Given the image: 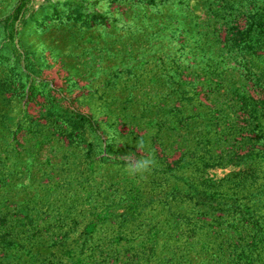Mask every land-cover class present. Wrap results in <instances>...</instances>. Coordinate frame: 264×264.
I'll return each instance as SVG.
<instances>
[{
	"label": "rangeland",
	"instance_id": "374dc122",
	"mask_svg": "<svg viewBox=\"0 0 264 264\" xmlns=\"http://www.w3.org/2000/svg\"><path fill=\"white\" fill-rule=\"evenodd\" d=\"M0 264H264V0H0Z\"/></svg>",
	"mask_w": 264,
	"mask_h": 264
},
{
	"label": "clouds",
	"instance_id": "9594fccd",
	"mask_svg": "<svg viewBox=\"0 0 264 264\" xmlns=\"http://www.w3.org/2000/svg\"><path fill=\"white\" fill-rule=\"evenodd\" d=\"M136 147L139 149L146 148L145 140L137 141ZM125 161V171L129 176L138 177L143 180L154 167L157 166V160L154 154L149 150L146 155L137 158L136 156L128 153L121 157Z\"/></svg>",
	"mask_w": 264,
	"mask_h": 264
}]
</instances>
